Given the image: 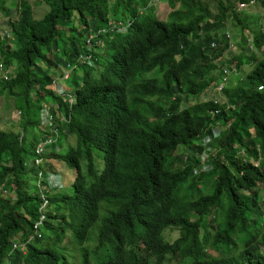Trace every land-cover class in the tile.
Here are the masks:
<instances>
[{
    "label": "trees",
    "instance_id": "trees-1",
    "mask_svg": "<svg viewBox=\"0 0 264 264\" xmlns=\"http://www.w3.org/2000/svg\"><path fill=\"white\" fill-rule=\"evenodd\" d=\"M39 2L47 6L40 18L33 13ZM167 3L170 10L162 19L151 0H11L9 5L0 0L10 35L2 39L0 33V69L8 71L6 80L0 78V95L5 110L14 96V108L21 112L20 128H0V264L7 257L12 264H52L51 258L37 261L43 254L39 244L28 246L25 253L13 249L39 218L45 201L41 194L49 201L48 210L56 199L47 188L28 190L37 171L27 160L35 155L37 142L49 134H35L47 103H56L66 118V131L58 129L59 136L75 133L87 147L103 152L101 173L97 175L88 164L89 184L80 175L73 189L81 193L85 210L106 198L103 211L116 215L106 222L105 238L117 264H151V256L160 263L169 252L178 255L174 264H264V210L258 202L264 172L250 162L258 160L264 167V22L253 20L256 30L240 18L234 22L240 26L241 40L240 52L233 58L237 70L250 50L244 29H250V43L255 52L260 50L261 58L252 54L256 61L252 59L251 70L229 92L230 108L217 105V116L229 126L211 141L213 169L200 172L199 184H190L188 195L180 196L178 187L186 180L183 171L194 170L204 149L199 138L211 134L213 107L200 100L181 108V94H198L217 77L214 60L228 48V39L217 38L216 32L235 9L222 0ZM212 3L217 12L211 10ZM10 6L15 14L9 12ZM109 20L117 29L100 36ZM91 35L92 41L102 38L106 64L100 62L93 74V67L82 65L78 81L82 87L76 76L68 80L77 98L69 105L49 85L59 71L87 52ZM155 69L158 74L146 75ZM179 146L185 148L181 151L192 148L190 155L176 154ZM59 157L73 166L72 148L63 155L52 150L44 161L46 171H56ZM176 200L179 207L173 204ZM223 209L216 224L218 235L191 236L192 231L215 224L216 214ZM54 210L47 212L45 227L57 218ZM207 213L213 216L210 221L204 219ZM167 228L178 230L172 242L164 238ZM151 235L156 236L158 247ZM56 237L61 242L63 232ZM54 254L58 256L57 251Z\"/></svg>",
    "mask_w": 264,
    "mask_h": 264
},
{
    "label": "clouds",
    "instance_id": "clouds-1",
    "mask_svg": "<svg viewBox=\"0 0 264 264\" xmlns=\"http://www.w3.org/2000/svg\"><path fill=\"white\" fill-rule=\"evenodd\" d=\"M151 1L158 2L159 0H151ZM164 1L167 3V0ZM253 2L255 3V1ZM242 3L245 5L241 6ZM250 3H251L250 0L240 1L238 3V7H239L238 9L247 7L249 6ZM233 12L234 15L230 16V18L226 20L225 25L220 29L227 28L226 23L229 20H232L233 22H237L236 21L237 13L235 12V10ZM5 19L6 16L4 20ZM1 24L5 25L6 23L5 21H3L1 22ZM115 29H117L115 24L113 23L112 20H109L107 22V26L101 28L100 36H103L109 30L111 31ZM220 29H218L216 32L218 35L217 38L222 39V37L225 36L228 39L227 52H230V50L233 49L230 52V55L232 56L231 59H233L236 53L234 49L235 46L231 42V36L229 35L228 32L225 33L220 32L219 31ZM6 33L8 34V27L6 28ZM100 36L97 40L92 41L94 35H91L88 38L87 52H82L79 55L76 63L69 66L68 69H64L62 72L59 71L57 73L58 75L53 78L51 84L49 85V89L53 90V92L56 95L62 98L61 99L62 101H65L69 105H73L76 102L77 98H76V89L72 85H70L68 80L71 81L74 75L76 76L77 83L78 81L80 83L81 74L82 71L84 70L82 65L86 66V64H88L90 67H93L94 68V70L92 71L93 74L95 71H98L100 61H103L105 63V56L107 53V49L105 46H102L103 41ZM7 37L10 38V35ZM251 39L252 38L249 39V37L247 38V42L249 44L247 43L245 45H248L250 50L248 51V53H245V56L250 55V60L252 61L253 59L254 61H256V59L252 57V54H254L256 50L250 43ZM210 47L214 48L215 42H211ZM221 57L216 58V60L220 59ZM221 64L222 66L219 65L216 66L218 67L217 73H215L217 77L215 78L214 81L210 82V84L204 90H202L200 93L195 95L190 94L186 96L185 94H181V100H180L181 108L187 105V104H182L184 100H186L188 103L190 97H196V96L197 97L207 96L203 99L197 98L195 101L207 100L213 104V107L209 111L208 128L209 130H211V134H206L204 137L199 138V141L201 142L204 149L198 154L199 156L198 163L194 165L190 163L188 158H183L184 160H187L189 162L187 164L191 166L194 165L195 168L194 170L187 171L186 173L183 171L186 180L183 183H181L180 186L178 187L177 195L180 196L188 195L189 185L198 182V175L200 172H206V171L209 172L211 169H213L211 153L213 155L214 149L211 146L212 144L211 141L213 140V138L218 137V135H220L222 129L229 126V122L223 121L224 117L217 116V114L220 111V106L217 105L218 104L224 105L222 107H224L225 110H228V108H230V104L227 101L229 99V92L231 91L230 89H233L237 85V83L229 87L225 91L226 83L231 79V75L233 72H241L243 69L237 70L235 60L232 63L223 61L221 62ZM0 70L1 73L3 74V79L6 80L8 78V71H3L2 69ZM148 73L146 75H148ZM244 75H246V72H243L242 77H244ZM173 99L174 97L172 98V100ZM57 108L58 105L56 103H47V106L46 104L43 105L42 113L40 116L41 124L35 129V134L37 137L40 136V134H43L44 133L43 131L45 132L48 131L49 134L45 135L44 139H40L37 142V144L34 147L35 155L32 157L31 160L30 159L27 160L29 166H34L37 171V179L34 180V183H31V185L34 186L35 189L38 186L43 189L47 188L50 193L49 195H53L54 198H56L55 202H53V208L51 210L57 208V210H54V212L57 214V218L50 220L48 222L47 227L44 226V222L45 220H47V212L51 210H48L47 208V205L49 204L48 199L44 194H41L42 200L45 201L42 207L41 208L39 207V212H40L39 218L34 223H32L31 232L26 237H24L20 242L13 244V249L17 248L25 253L27 251L28 246L30 247L31 245L39 244L41 247V250L39 252H43V254H41V256L37 259V261H45L51 258L52 264H117V259L113 255L112 250L105 238V231L107 229L106 222L108 220H114L116 215L105 213L103 211L106 198H101L100 204L91 207L89 210H85L81 193L74 192L73 189V183L78 185V178L80 175H83L87 180V185L89 184L88 169H87L88 164H90L93 167V169H95L97 175L101 173L102 169L98 170L96 167V156L94 153V149L87 147L84 141L77 139V135L75 133H66L65 135L60 134L59 136L58 129H60L62 133L63 132L65 133L66 131L65 124L67 123V121L63 113L61 111H58ZM18 114L20 116V121H21V112L19 109H18ZM55 115L58 116L57 119ZM42 126H45V129H43ZM216 130L218 132H216ZM63 136H66L67 139H65L64 141H62L61 139L59 140V138ZM58 142H61L62 144L59 145ZM64 145H68V148L65 152H62V147ZM69 148H72L73 166L70 165L69 167L67 165L68 163L64 159L59 157L57 160H55L57 164L56 171L55 172H51L49 170L46 171L47 168L43 166L44 161L47 160L46 150L48 149H50L51 151L54 150L55 152L58 153V155H63L68 151ZM183 149L185 148L178 147L176 150L177 151L176 154H180V152L184 154L187 152L189 156L192 151V148H187L188 149L187 151L185 150L179 151ZM194 156H196V154ZM103 158L104 155L102 154V158H101L102 163H103ZM250 162H252L251 164L257 167L261 173L264 172V167L259 165L258 160L251 159ZM61 163H64L72 170V178L69 184L71 188V193H63L61 191V189H65L67 187V183H66L67 179L65 175L62 173V170L60 168ZM214 178H215L214 176L210 177V186L212 185ZM255 186L256 185H254L251 189H253ZM258 186L261 187L262 185H258ZM258 189H259L258 202L261 208L264 210V206H263L264 191L261 194V191L264 190V185ZM242 191L245 193L250 192L249 189H243ZM64 196L67 198L65 201L59 199ZM173 204L179 207L177 200L174 201ZM223 204L225 209L227 207L226 197L223 199ZM224 209L220 211V213L224 212ZM102 215L105 216L104 219H102ZM211 218H213L211 213H207L204 216V219L206 221H210ZM261 218L264 219V216ZM198 219L199 217L196 220ZM215 220H216L215 224L212 222L211 225L207 226L206 230L200 228L198 231L195 230L192 231L191 236L194 237L202 236L205 233L209 234L210 236L218 235L219 228L216 224L220 222L221 216H219L218 220L216 216ZM170 229L173 230V228ZM58 232H63V240L61 242H58L56 237V234ZM36 240H38L39 243H37ZM151 242L155 247L159 246V242L156 236L154 235H151ZM48 249H52L53 252H48L47 251ZM54 251L58 252V256L54 254ZM69 251H71L72 254H70ZM211 252L214 255H217V252L215 250H211ZM101 253H103L102 256ZM177 259H178V255L176 254L174 255L173 252H169L165 254L164 260L161 261L160 263H156V259L154 256H151L150 262L151 264H174V262H176ZM3 264H12V259L7 257L4 260Z\"/></svg>",
    "mask_w": 264,
    "mask_h": 264
},
{
    "label": "rangeland",
    "instance_id": "rangeland-1",
    "mask_svg": "<svg viewBox=\"0 0 264 264\" xmlns=\"http://www.w3.org/2000/svg\"><path fill=\"white\" fill-rule=\"evenodd\" d=\"M222 1L224 3H228V2L233 3L234 8H235L236 12L238 13V17H237L236 21L239 18H240L242 24L248 21V27L250 29L251 28L254 30L257 29V26H255L253 24V20L255 22L257 21L256 22L257 24H259L260 21L264 22V5H263V3H261L260 0H255V3L252 2L249 4V6L244 7V8H240V9H238L239 8L238 3L240 2V0H222ZM10 2H11V0H6V5H9ZM153 4L156 6L155 13L158 15L159 18L164 19L170 10V7L167 5V3L164 0L163 1L159 0L158 2L155 1V2H153ZM210 8L212 11L217 12L215 3H212ZM45 11H47V6L41 2L36 4L34 6V9H33L34 15L36 17H39V18L45 13ZM9 12L15 14V9L12 6H10ZM4 18H5V14L0 12V32L3 34L2 39H4V37L8 36V34L6 33L7 22L4 20ZM16 18H17V16H16ZM3 21H5V23H6L5 25L1 24V22H3ZM226 26H227V28L220 29L219 31L223 32V33H225V32L229 33V35L231 36V42L235 46V48H234L235 53L237 54L240 52V44H241V40L239 37L240 36V26L234 25V22L232 20L227 21ZM250 29H244V32H245L247 37L251 36ZM232 50H230V52ZM263 50H264V46H263ZM227 51H228V49L226 51H224V53L220 59L214 60L215 66H218V65L222 66L221 62H223V61L224 62L227 61L228 63L233 62V59H231L232 56L230 55V52H227ZM246 53H248V52H246ZM254 55L256 56L257 59H260L261 58L260 50L258 52H254ZM242 61H243V64L241 65V67L243 70L241 72H233L232 73L231 79L229 81H227V83H226L225 91L229 87L233 86L234 84L238 83V81L241 80V78L243 76V72H246V71L251 69L252 62L250 60V55L245 56V58ZM100 62H102V61H100ZM158 71H159V69H155L151 73H148V75L154 76L158 73ZM0 78L3 79V74L1 73V70H0ZM214 80L215 79H212V81H214ZM230 90H232V89H230ZM3 96L4 95H0V128L1 129H9V128H13V127L20 128V126H19L20 116L18 114V109L14 108L13 102L11 100L14 96L10 97L9 103H10L11 107L8 110H5L4 104H2L5 102ZM205 97H207V96L190 97L188 100V103L186 100H184L182 102V104H192L197 98L203 99ZM7 101H9L8 98H7ZM216 132H218V131L216 130ZM194 142H197V140H195ZM181 146H179V147H181ZM67 148H68V145H64L62 147V152H65L67 150ZM179 151H181V150H179ZM46 152L48 155L51 152V150L48 149V150H46ZM94 153L96 156V167L98 170H100V169H102V165H103L102 159H101L103 153H102V151L97 150V149H94ZM29 159L31 160L32 157H30ZM60 168L62 170V173L65 175V177L67 179L66 180L67 187L65 189H61V191L63 193H71V188H70L69 184H70V180L72 178V170L67 165H65L64 163L60 164ZM32 183H34V180L32 181ZM28 190L34 191L35 188L32 185H31V187H30V185H28ZM263 191L264 190L261 191V194L263 193ZM263 206H264V202H263ZM216 216H217V220H218L219 216H220V212H218ZM163 234H164L165 238L171 242L178 236V230L177 229L171 230V229L167 228L166 230H164ZM23 249H24V247H23ZM69 252H70V254H72L71 251H69ZM102 255H103V253H101V256Z\"/></svg>",
    "mask_w": 264,
    "mask_h": 264
},
{
    "label": "built area",
    "instance_id": "built-area-1",
    "mask_svg": "<svg viewBox=\"0 0 264 264\" xmlns=\"http://www.w3.org/2000/svg\"><path fill=\"white\" fill-rule=\"evenodd\" d=\"M253 1H255V0H250L251 3H252ZM244 5H245V4H243V3L241 4V6H244Z\"/></svg>",
    "mask_w": 264,
    "mask_h": 264
}]
</instances>
